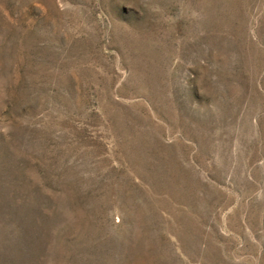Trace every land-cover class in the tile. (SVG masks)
I'll use <instances>...</instances> for the list:
<instances>
[{"label":"rangeland","instance_id":"obj_1","mask_svg":"<svg viewBox=\"0 0 264 264\" xmlns=\"http://www.w3.org/2000/svg\"><path fill=\"white\" fill-rule=\"evenodd\" d=\"M0 264H264V0H0Z\"/></svg>","mask_w":264,"mask_h":264}]
</instances>
